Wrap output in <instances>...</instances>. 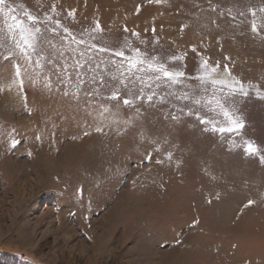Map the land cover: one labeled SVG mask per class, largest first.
I'll use <instances>...</instances> for the list:
<instances>
[{
  "label": "rangeland",
  "instance_id": "374dc122",
  "mask_svg": "<svg viewBox=\"0 0 264 264\" xmlns=\"http://www.w3.org/2000/svg\"><path fill=\"white\" fill-rule=\"evenodd\" d=\"M6 3L40 31L26 63L0 13V264H264V0Z\"/></svg>",
  "mask_w": 264,
  "mask_h": 264
},
{
  "label": "snow or ice",
  "instance_id": "6c2138e0",
  "mask_svg": "<svg viewBox=\"0 0 264 264\" xmlns=\"http://www.w3.org/2000/svg\"><path fill=\"white\" fill-rule=\"evenodd\" d=\"M157 2H159V0H157ZM6 8H7V11L5 10ZM13 11L14 10L7 5L6 0H0V13L4 14L5 16L10 17V19L13 21V23L11 25H9V31L14 34L13 35V39H15V34L19 35V40L16 41V47L19 49L20 53L25 57L26 63H32V61H31V53L29 52V50L30 49L33 50V51L35 50L36 33H38L40 31V29L38 27L26 26L23 20H20L17 16L12 15ZM27 19H28V21H31V22H33V24H35L37 18L35 16H32L31 14H28L27 15ZM56 23L59 24V21H56ZM99 27H100L99 23H97L96 29L99 30ZM252 27H253V31H255L256 30L255 24H253ZM64 32L68 33L69 30L67 28H65ZM133 35H135V33H133ZM71 39L75 41L76 38L75 37H71ZM77 42L80 43V44H84L85 43V41H83V40H79ZM93 47H95V45H93ZM102 50H106V49H102ZM136 51L139 52V49H136ZM114 54L116 56H118V57H123L125 55V53L123 51H117ZM5 59H7V57H5ZM153 60H155V58H153ZM39 63H40L39 60H37L35 62L36 66H39ZM145 63H146V60L138 59L134 63H130L129 64V68L130 69L131 68H136L139 65H143ZM147 67L149 69H152V70L162 74L163 77L168 78L171 81H177L179 77H182L184 75L183 72H179V71L172 72V71H169L164 66V64H162V63L148 62L147 63ZM202 67H204L205 72H206V76L203 77L202 79L210 80V82L213 85H218L219 84V85H223L225 87H228L233 92L237 91V88H236L235 85L239 84L240 85L239 91H241L242 93L244 92V86L239 81H236L234 84H227L226 81H224V80L214 79L213 78V73H215L216 69L212 68L209 71L208 68H207V61L204 62ZM15 68H16L15 77H16V79L19 80V84L22 87V85H23L22 76L30 75V74L28 73V69L27 68H24L22 70L19 65H16ZM76 69L78 71L77 78L80 80V83L83 84L85 81H84L83 78H81L79 76V71H82L84 69V66L81 65V64H77L76 65ZM62 70L63 71H68V68L65 67ZM158 78L159 77L157 76V79ZM12 83H16V80H13ZM244 94H246V93H244ZM112 97L113 98H117L118 97V93L117 92H113L112 93ZM148 99L151 100L152 97L149 96ZM131 102L132 101L127 99V98L123 99V104L124 105H129ZM225 115L227 116L228 113L225 112ZM232 124H233V128H228L227 131H233L234 129L238 130V129L243 127V122L239 121V120H236V119L232 120ZM96 130L97 131H101L100 128H97ZM219 130L221 132L225 131V129H223V128H221ZM17 143H19V141H16L14 139L11 141L12 146H15ZM246 150L249 153H256L258 151L257 147L251 142L247 143ZM251 203H253V201H251V200L248 201V204H251Z\"/></svg>",
  "mask_w": 264,
  "mask_h": 264
},
{
  "label": "bare ground",
  "instance_id": "6f19581e",
  "mask_svg": "<svg viewBox=\"0 0 264 264\" xmlns=\"http://www.w3.org/2000/svg\"><path fill=\"white\" fill-rule=\"evenodd\" d=\"M57 117V116H56ZM60 118V117H59ZM54 119V118H53ZM56 119V118H55ZM58 120H60V119H58ZM49 121L50 122H52L50 119H49ZM56 122V121H55ZM60 122V121H59ZM11 123H13V122H11ZM54 124H56V123H54ZM61 124V123H60ZM35 125V124H34ZM50 127H51V125H49ZM53 127H54V125H52ZM56 127H58L57 125H55ZM36 127H37V124H36ZM49 127V128H50ZM61 127V126H60ZM10 128H11V126H10ZM52 128V127H51ZM39 128H37V130H38ZM54 129H55V127H54ZM59 129V128H58ZM47 130H48V128H47ZM51 130H53V129H51ZM50 130V131H51ZM56 130V129H55ZM60 130V129H59ZM58 130V131H59ZM35 133V132H34ZM61 133V132H60ZM59 133V134H60ZM20 134V133H19ZM25 134V133H24ZM21 135V134H20ZM48 135V134H47ZM53 135V133L51 134V136ZM57 135V134H56ZM60 136V135H59ZM58 136V137H59ZM50 138V137H49ZM51 139H53L54 140V138H51ZM44 141H45V139H44ZM76 149V148H75ZM49 150H50V148L48 147V153L46 154V158L49 160V156H50V154H49ZM75 151V150H74ZM77 153H72L71 155H68V162L69 163H71L72 162V164L76 167V169L82 164V162H81V160H82V158L84 157V154L81 152V153H79L80 151H79V149L77 148ZM123 153H125V152H123ZM123 153H121V154H123ZM45 155V154H44ZM39 157H40V155H39ZM62 159V158H61ZM65 159V158H64ZM66 159V160H67ZM42 160V159H41ZM47 160H45V162H46ZM65 161V160H64ZM50 163V162H49ZM48 162H47V164H49ZM50 166H52V164L50 165ZM78 166V167H77ZM54 167V166H53ZM52 167V168H53ZM55 170V169H54ZM78 170V169H77Z\"/></svg>",
  "mask_w": 264,
  "mask_h": 264
}]
</instances>
